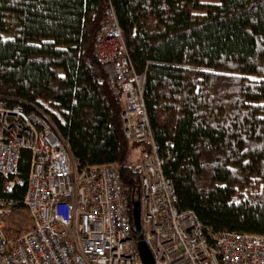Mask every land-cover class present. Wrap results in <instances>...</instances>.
Returning a JSON list of instances; mask_svg holds the SVG:
<instances>
[{
    "label": "trees",
    "instance_id": "1",
    "mask_svg": "<svg viewBox=\"0 0 264 264\" xmlns=\"http://www.w3.org/2000/svg\"><path fill=\"white\" fill-rule=\"evenodd\" d=\"M109 1L147 74L151 132L171 151L163 169L177 206L195 211L209 238L264 235V0H0V98L47 116L79 168L117 166L132 216L151 149L126 139L95 48ZM30 161L23 151L18 200ZM31 227L23 203L6 219L9 236Z\"/></svg>",
    "mask_w": 264,
    "mask_h": 264
},
{
    "label": "built area",
    "instance_id": "2",
    "mask_svg": "<svg viewBox=\"0 0 264 264\" xmlns=\"http://www.w3.org/2000/svg\"><path fill=\"white\" fill-rule=\"evenodd\" d=\"M107 83L122 105L124 134L147 139L139 201L143 241L153 264H264V235L207 236L197 213L177 206L163 166L171 155L152 136L145 90L109 1L95 38ZM23 151L31 153L26 193L12 196ZM0 264H144L133 230L130 189L117 166L79 168L50 119L0 98ZM23 203L32 227L9 236L6 219Z\"/></svg>",
    "mask_w": 264,
    "mask_h": 264
},
{
    "label": "water",
    "instance_id": "3",
    "mask_svg": "<svg viewBox=\"0 0 264 264\" xmlns=\"http://www.w3.org/2000/svg\"><path fill=\"white\" fill-rule=\"evenodd\" d=\"M139 201L135 203L133 210V230L138 240V249L144 264H153V258L147 245L143 241L142 225L140 221Z\"/></svg>",
    "mask_w": 264,
    "mask_h": 264
},
{
    "label": "rangeland",
    "instance_id": "4",
    "mask_svg": "<svg viewBox=\"0 0 264 264\" xmlns=\"http://www.w3.org/2000/svg\"><path fill=\"white\" fill-rule=\"evenodd\" d=\"M138 155H139V152L135 153V156H134V158H137V157H138Z\"/></svg>",
    "mask_w": 264,
    "mask_h": 264
},
{
    "label": "bare ground",
    "instance_id": "5",
    "mask_svg": "<svg viewBox=\"0 0 264 264\" xmlns=\"http://www.w3.org/2000/svg\"><path fill=\"white\" fill-rule=\"evenodd\" d=\"M47 117V116H46ZM51 121V120H50ZM55 126V125H54Z\"/></svg>",
    "mask_w": 264,
    "mask_h": 264
}]
</instances>
